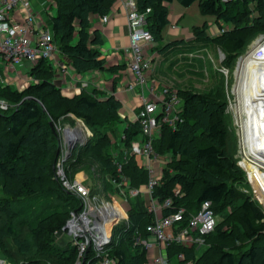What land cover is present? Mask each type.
Instances as JSON below:
<instances>
[{"label": "trees", "instance_id": "1", "mask_svg": "<svg viewBox=\"0 0 264 264\" xmlns=\"http://www.w3.org/2000/svg\"><path fill=\"white\" fill-rule=\"evenodd\" d=\"M50 1L57 11L48 26L60 55L78 74L105 70L104 60L95 49L102 42L101 36L91 31L90 17L107 15L115 0ZM172 2L182 7L198 2L201 15L214 16L230 29L210 37L204 23L192 28L193 45L183 41L164 44L161 50L165 56L212 47L224 54L221 64L230 72L251 41L264 35V0H232L226 4L221 0H134L137 11H150L147 29L157 44L169 24L164 4ZM52 73L51 66L40 60L29 71L36 83L31 82L22 91L0 83V98L7 105L6 110L0 108V257L8 264L76 262L75 246L68 243L63 249L54 241V233L64 227L70 212L80 209L79 201L55 178L60 154L57 127L73 121L70 115L84 122L91 137L71 149L65 162L68 178L85 169L104 186L108 178L114 182L126 178L130 188L136 190L148 179L147 172L136 166L134 156L115 162L117 148L108 131L110 124L120 122V103L114 97L98 100L95 93L85 91L66 98L53 83ZM176 93L181 100L182 121L175 129L162 126L154 141V152L160 157L170 154L171 160L163 169L159 186L152 191V199L161 204L171 201L162 216L184 209L179 227H186L204 201L211 202L220 221L205 236L208 248L198 258L195 246L186 249L176 244L167 249V257L175 262V256L181 253L185 260L194 259V264H264V212L249 194L245 174L235 158L236 137L230 135L227 126L224 91L203 94L179 89ZM122 133L124 137L118 141L128 149L140 133L138 123ZM118 163L122 164L120 172ZM127 202L128 223L113 228L105 252L115 264H144L145 252L134 239L147 236L145 228L153 222V215L136 202ZM97 260L90 247L81 264H95Z\"/></svg>", "mask_w": 264, "mask_h": 264}, {"label": "built area", "instance_id": "2", "mask_svg": "<svg viewBox=\"0 0 264 264\" xmlns=\"http://www.w3.org/2000/svg\"><path fill=\"white\" fill-rule=\"evenodd\" d=\"M230 1L232 0H221V3L226 4ZM51 4L53 2L50 0H0V64L4 66L7 73L21 67L24 62L28 63L31 69L40 60H45L51 69L55 67V64H57V69L65 68V65L58 63L60 51L55 43L53 31L45 22ZM128 5L130 6L127 13L130 39L128 70L134 76V83L128 89H135L133 88L135 85L140 87L139 97L142 103L135 115L140 133L126 149V154L134 156L136 159H145L142 166L148 171L149 180L144 189L150 197L146 209L153 215V222L146 226L145 232L148 237H152L154 240L152 242L138 236L134 239V244L145 252L146 261L144 264H193L192 260H185L181 253L175 256V262L170 261L166 255L167 249L172 244L182 247L195 246L198 249L204 247V238L213 232L216 226V217L211 202L204 201L198 212L187 220L186 227H179L183 220L184 209L168 216H162V210L169 208L171 201L166 200L161 204L152 199V191L159 186L162 175L160 171L155 172L152 167L153 162L161 159L153 150V142L160 136L162 126L166 125L175 129L182 120L178 109L179 98L174 89H164L161 99L156 98L153 101L147 100L145 96V87L149 94H152L153 91L148 88L147 84L151 82V60L147 56L146 50L154 42L147 29V15L150 11L139 12L133 3L130 2ZM108 19L109 16L105 15L100 18V21L106 23ZM247 60L255 62L258 66L264 64V35H259L251 43L250 48L240 57L239 63H244ZM221 72L227 77L228 71L225 68L222 67ZM19 80V76L14 77V81ZM28 80L29 84L35 83L31 79ZM0 83L4 84L1 77ZM0 108L7 109L3 100L0 101ZM229 108L226 107V113ZM233 123L241 133L240 120L236 113ZM240 144H242L241 141ZM66 156L67 150H60L55 164V178L58 179L64 191L79 201L80 209L70 212L69 218L60 231L65 233L70 243L76 248L75 264L82 263L90 247L95 253V258L98 259L95 264H115L113 259L108 258L105 248L111 242L112 228L127 220L124 207L114 206L109 202H100L96 196L91 195L90 189L81 181L68 178L65 174ZM117 170L120 172L121 165L117 166ZM113 183L124 185L126 179L122 178L121 182L113 181ZM117 187L120 188V186ZM130 193L132 192L130 191ZM106 206H110V209L117 207L124 216L119 217V213L116 211L115 218L108 216L102 218L101 214L104 213ZM107 219H113L114 222L106 234L102 226ZM165 229H167L166 232Z\"/></svg>", "mask_w": 264, "mask_h": 264}, {"label": "crops", "instance_id": "3", "mask_svg": "<svg viewBox=\"0 0 264 264\" xmlns=\"http://www.w3.org/2000/svg\"><path fill=\"white\" fill-rule=\"evenodd\" d=\"M134 3V0H119L114 2L112 5L111 11L107 14L109 16V19L106 23H101L100 18L96 16H91V31H98L101 36V44L96 46V50L99 53V58L104 60V68L105 70L102 71H89L87 73L78 74L74 71V69L70 65V61L66 57H62L59 53L58 57V63H61L65 65L64 69H57V64H55V67L52 68V81L53 83L60 89L61 94L66 98H72L73 96L79 95L81 92L85 91L89 94L95 93L96 98L98 100H106L109 97H114L116 99L121 107L118 111V115L120 117V122L117 123V126L119 127V138H123V130L128 128L129 126H133L135 121V115L137 111L139 110V107L141 106L142 100L139 97L141 93L140 87L135 85L133 88L135 89H128V87L131 86V84L134 83V76L130 73L128 70V62L130 60V54H129V47H130V39H129V28L127 23V13L130 10L129 3ZM196 3V2H194ZM193 3V4H194ZM177 4V5H175ZM192 4V5H193ZM165 7L168 9V22L169 24L163 29L162 31V42L161 44H167L174 41H183L185 44L193 45L194 44V36L192 34V28L195 27H201L204 23L207 24V33L210 37H216L218 35H221L223 30H229L230 27L227 24H224L222 22H217L216 18L214 16H211L210 19L205 20L202 24L190 26L183 24L182 21L185 17V12L188 10L189 7H182L177 2L172 3H165ZM176 6H180L182 9L176 8ZM49 11L46 14L45 22L47 25L51 23V17L56 13V5L53 3L49 6ZM208 16V15H207ZM54 35V33H53ZM55 39V38H54ZM191 41V42H187ZM56 43V40H55ZM56 45H58L56 43ZM250 45V44H249ZM248 45V46H249ZM158 44L156 42H153L148 47L149 56L153 59V81H155V86L153 88L152 94H149L147 90H144L145 96L147 97V100L153 101L156 100V98L161 99L162 91L167 88V86H172L169 89H174L175 91L182 89L177 83H173L176 81L171 76L179 74L178 71H170L169 65H166L167 62H170L171 55L166 56L163 54V58L157 59L158 57H161L162 54H156L151 53L154 48H156ZM149 48H151L149 50ZM207 49V47L202 48V50ZM201 50V49H200ZM217 50V49H216ZM60 51V50H59ZM178 52V51H176ZM246 52V50L243 51L241 56ZM180 53V54H179ZM177 55H187L190 53H181L179 52ZM147 54V53H146ZM176 56V55H175ZM224 60L221 59V63ZM172 61V60H171ZM223 67V66H222ZM224 68V67H223ZM227 70V69H226ZM29 71L30 66L28 63L24 62L21 67H18L14 69L12 72L7 73L4 70V66L0 64V77L3 78V85H9L15 88L14 86L16 84H26L28 86L29 84ZM228 71V70H227ZM174 72V73H173ZM230 72H228L229 75ZM173 74V75H172ZM8 75V78H7ZM227 75V76H228ZM20 78L19 81H14V77ZM169 76V77H167ZM37 82V81H36ZM35 82V83H36ZM178 82V81H177ZM169 83L170 85H167ZM149 85V83H147ZM24 87V88H25ZM149 88V86H148ZM184 90V89H182ZM165 98V97H164ZM178 109L179 113L181 111V100L179 99L178 102ZM226 112V110H225ZM228 114V113H226ZM73 119V116H71ZM75 118V117H74ZM76 125L84 123L82 120L76 119ZM66 128V127H65ZM86 128V127H85ZM59 133V130H57ZM76 132V131H75ZM63 133V132H62ZM89 133V131H88ZM61 133H59V142L63 141L67 144V135L65 137L62 136ZM77 135V133H75ZM78 137V136H77ZM89 137L90 133H89ZM158 139V138H157ZM156 139V140H157ZM116 150L114 151L113 155L116 156V163L120 161H126V157L129 158V156L126 154V147L123 146V143L121 141H118V138H116ZM154 146V142H153ZM68 147V144H67ZM69 151L71 149H68ZM122 151L121 154L118 155L119 151ZM59 151V150H58ZM59 153V152H58ZM170 155V154H169ZM69 154L67 153L66 160L68 159ZM135 164L139 169H142L144 171L145 168L142 166L144 163V158L136 159L134 157ZM169 162H163L162 159L156 160V162L152 163V167L155 172H163V169L165 168L166 164ZM121 165L122 164H117ZM148 179L149 180V173L148 171ZM66 174V172H65ZM75 178V177H73ZM72 178V179H73ZM82 182L83 185H85L88 189H90V193L93 196L97 197L100 201L101 199L103 201L109 202L111 205L114 206H122L118 201H115V198H118L123 203H128V200H131L132 202H136L139 207L144 211H147V205L149 204V194L145 191L146 184L139 185L138 189L130 188L129 179L126 178V183L124 185L120 184H114L111 179H106L107 185L104 186L101 182L98 180H94V184L88 186L86 183V180L94 179L92 176L89 178H75ZM117 186H120L117 187ZM109 190V192H108ZM114 191V192H113ZM130 191L133 192L129 193ZM136 198V199H131ZM106 202V203H107ZM126 215L128 214V209L125 208ZM128 223V215L127 220L120 222L119 224H125ZM117 224V225H119ZM113 230V228H112ZM147 235V234H146ZM140 236V235H139ZM143 237V236H142ZM144 240H151L154 242L152 237L144 236ZM186 249H189L191 247H185ZM195 249L196 257L198 258L199 255H201L207 248L208 245H204L202 248L193 247ZM192 260V259H191ZM194 264V259L192 260Z\"/></svg>", "mask_w": 264, "mask_h": 264}, {"label": "rangeland", "instance_id": "4", "mask_svg": "<svg viewBox=\"0 0 264 264\" xmlns=\"http://www.w3.org/2000/svg\"><path fill=\"white\" fill-rule=\"evenodd\" d=\"M177 5V4H175ZM176 8L182 9L180 6H176ZM185 14V17L182 21L183 24L193 26L194 25H200L205 20L210 19L211 16H203L201 15L198 7V2L194 3L191 5L188 10L183 12ZM257 35L251 43L258 37ZM162 42V40H161ZM161 42L152 50V54H162L161 57H158L157 59H162L163 58V51L161 50L163 44ZM191 42V41H187ZM251 43L249 46L246 47L245 50L250 48ZM189 44V43H188ZM151 48H149L150 50ZM147 56L151 60V73H150V79L151 82L149 83V89L153 90L155 86V81H153V59L152 57L149 56L148 50H146ZM178 53H174L171 55L172 57L170 58V62L166 65H169V70L170 71H178L179 74L171 76L174 78L176 81L173 83H177L182 89L186 90H193L199 93L203 94H209L212 93L213 91H217L222 89L225 94V100L227 103L226 107H230L229 111L227 112V126L230 132V135H235L236 137V155L235 158L237 159V164L241 168V170L244 172L245 177H246V182L245 184L247 185V190L249 194L252 196V198L261 206L263 212H264V197L261 194V191L258 187V184L260 185L261 182H255V180L251 179V173H264V166L262 168H259L255 166V162L252 160L251 157H246L244 155V148H242V144H240V141L242 143V133H240V130L234 126L233 119L235 118V113H239L240 115L237 114L238 119L243 122L244 117L241 109V91H240V85H241V79H242V68L244 63H239V59L241 55L235 60L233 68L230 69L229 75L226 77L222 72V64H221V59L223 58L224 54L220 52L219 50H216L215 48L213 49L212 47H209L204 50H199L196 52H192L191 54L187 55H177ZM176 55V56H175ZM161 62V60H160ZM162 63V62H161ZM238 63V64H237ZM229 72V71H228ZM174 73V72H173ZM169 77V76H167ZM241 78V79H240ZM32 81H35L33 78L29 77ZM178 81V82H177ZM240 83V84H239ZM26 84H16L14 87L17 91H22L24 89ZM167 85H170L167 83ZM172 86H167L169 89ZM147 89V87H145ZM144 89V90H145ZM239 92V93H238ZM239 98V99H238ZM241 98V101H240ZM3 100L0 98V101ZM5 101V100H3ZM239 108V109H238ZM242 116V117H241ZM71 117V115H70ZM239 123V122H238ZM59 125V124H58ZM62 125V124H61ZM66 127V128H65ZM84 123L76 125V120L73 117V121H65L63 122V126L57 127V130H59V133L61 135L63 134L64 129H70L71 131H76L77 133V140L75 141V144L73 148L77 145H83L87 140L90 138L88 129ZM79 128V129H78ZM239 132V133H238ZM108 136L111 140V143L116 144V138H119V127L117 126V123H112L109 125V131H108ZM73 136V134H71ZM91 136V134H90ZM64 135L62 136L63 140ZM241 138V140H240ZM58 147L60 150H67V153L70 154V151L68 150L67 144L64 143L63 141L58 142ZM163 162H169L171 160V155L165 154L164 157H161ZM244 162L247 163L244 164ZM253 165V166H252ZM249 172H251L249 174ZM91 176L90 171L85 169L77 170L76 173L73 174V177L75 178H89ZM94 179H89L86 180V183L88 186L94 184ZM109 192V190H108ZM114 192V191H113ZM132 192V191H131ZM130 193V192H129ZM133 193V192H132ZM95 194V192L92 193V195ZM131 199H136V198H131ZM115 201H118L120 204L123 205V207L127 210L128 209V203H123L120 201L118 198H115ZM100 202L106 203L107 201H103L102 199ZM102 205V204H101ZM106 213V212H104ZM109 213V212H107ZM108 215V214H107ZM220 221V217L216 218V223ZM110 222H108V225ZM109 229V226H107ZM167 229H165V232ZM54 241L57 244V246L61 248H66V245L70 243L69 239L65 236V233L63 231H60L58 233H55L54 236ZM0 264H8L7 259H1L0 257ZM43 264H46L44 262ZM48 264V263H47Z\"/></svg>", "mask_w": 264, "mask_h": 264}, {"label": "bare ground", "instance_id": "5", "mask_svg": "<svg viewBox=\"0 0 264 264\" xmlns=\"http://www.w3.org/2000/svg\"><path fill=\"white\" fill-rule=\"evenodd\" d=\"M241 76L240 91L242 101L241 98L240 101L244 117V121L240 123L242 148L245 150L244 155L251 157L255 162L254 165L262 168L264 166V64L258 66L255 62L247 60L243 64ZM237 114L240 115V112ZM244 164L247 165L246 162ZM251 179L255 180L256 183L261 182L260 185L257 184L264 197V173H251ZM116 211L120 214H118L119 217L124 216L117 207L110 209V206H106L104 208L106 213H102L101 217L115 218ZM108 222H110L109 225ZM113 222V219L104 221L102 228L106 234L109 231L107 226L110 228Z\"/></svg>", "mask_w": 264, "mask_h": 264}, {"label": "water", "instance_id": "6", "mask_svg": "<svg viewBox=\"0 0 264 264\" xmlns=\"http://www.w3.org/2000/svg\"><path fill=\"white\" fill-rule=\"evenodd\" d=\"M63 134L65 135V137H66V135L68 136L67 137L68 149H72L74 144H75V141L78 138L77 135H75V131H71L70 129H64ZM71 134H73V136H71ZM57 154H58V151H57Z\"/></svg>", "mask_w": 264, "mask_h": 264}]
</instances>
